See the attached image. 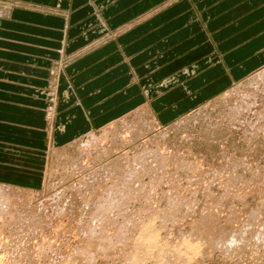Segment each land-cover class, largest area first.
<instances>
[{
  "label": "rangeland",
  "instance_id": "1",
  "mask_svg": "<svg viewBox=\"0 0 264 264\" xmlns=\"http://www.w3.org/2000/svg\"><path fill=\"white\" fill-rule=\"evenodd\" d=\"M39 1L43 4L44 0ZM26 3L0 0L1 10L18 12L13 17L0 15V184H9L21 195L14 206L17 212L12 218L17 214L16 219L10 220L13 206L8 207L10 215L7 210L8 214L0 218V264H130L131 261L134 264L136 255L138 264H264V122L257 123L258 131L256 126L233 128L230 120L227 122L229 112L222 100L264 72V0H150L148 16L132 22L133 30L149 23L148 33L129 32L135 41L148 38V48L142 52L131 48L130 40L127 46L120 45L115 50L119 56L147 54L148 60L142 66L147 68L134 64L131 73L133 79H138L140 91L149 92V112L158 127V131L151 128L145 134L137 129L140 122L136 118L148 110L141 105L136 108L143 110L135 108L133 112L79 113L70 112L63 101L60 104L58 101L57 108L58 98L54 94L61 75L66 74L71 81L94 70L110 56V51H105L109 45L104 43L114 40L117 34L108 33L95 45L59 56L63 29L48 13L55 15L62 9L38 8L44 4L29 9ZM48 40L51 45H47ZM95 52L105 54L91 59ZM92 75L99 76L101 72L97 70ZM209 104L212 110L208 109ZM77 107L75 104L71 108ZM68 113H76V118L68 120ZM104 115L106 120L103 118L101 122L98 118ZM86 116L93 127L86 122ZM114 127L117 132L108 133ZM164 131L165 146L159 150V156L164 157L158 156L164 166L155 168L156 173L155 169L149 175L145 172L146 176L141 172L140 180L137 178L141 183L135 185L137 191L131 193L133 200L124 207L127 208L105 210L110 211L109 215L105 213L101 218L96 204H107L105 197L109 195L104 191L109 183L105 180L106 184L99 183L103 167L121 171L129 164L127 156L131 157L140 144ZM105 133L111 137H104ZM90 138L94 139L93 144ZM86 153H90V164L84 161L88 158ZM80 159L87 168L83 163L79 166ZM89 175L95 178L91 187L82 183L86 176L87 180H93ZM96 193L105 201H98ZM55 195L59 204L54 201ZM207 213L212 222L206 220ZM208 229L214 234L217 230L216 236L232 234L225 236L227 242L226 238L220 241ZM237 231L239 236L235 234ZM147 233L151 238L158 233L152 238L158 244H151V240L147 244L145 240V246L141 245L139 240ZM257 236L263 237L257 241Z\"/></svg>",
  "mask_w": 264,
  "mask_h": 264
},
{
  "label": "crops",
  "instance_id": "2",
  "mask_svg": "<svg viewBox=\"0 0 264 264\" xmlns=\"http://www.w3.org/2000/svg\"><path fill=\"white\" fill-rule=\"evenodd\" d=\"M20 1L27 2L26 7L29 9L37 8V6H39L38 4L45 5L38 8L48 9L50 11V7L62 9L55 15H52L51 12L48 13L54 16V22L58 23V27H62L63 29L62 37L64 38L60 46L61 52L59 56L75 53L76 50L79 51L81 48L85 49V47L90 44L95 45L106 38L105 35L108 33L117 34L114 40L104 43V45L106 43L109 45L106 46L107 49H105V51H110V56L103 62L97 64L94 70L87 74L74 77L71 81L68 80L66 74L61 75L58 80L57 90L54 94V97L58 98V100L56 99L57 108L58 101L59 104L63 101L66 107L65 109L70 108V112H133L135 108L140 105L148 108L147 111H150L148 107L150 105L149 92H141L136 83L138 79H133L134 76L131 75L132 72L134 73L133 70H135L133 67L134 64H141L142 68L145 60H148L146 59L147 54L145 53V56L128 57L126 54L124 56H119L118 52L115 53L116 47L120 45L121 47H124V45L127 46L130 40L132 41L130 44H133L131 48L135 47L141 49V52L148 48V38L145 41H135L134 36L129 34L133 32L144 34L145 31L148 33L149 23H143L146 20L141 21L143 23L140 26L141 28L139 27L135 30H133L135 25L132 22L138 18L143 19L148 16L150 11V0H44L43 4L39 0ZM110 1H112V3L106 5ZM104 5L106 6L104 7ZM15 11V9L11 12L4 10V14L12 16L18 13ZM63 16L67 18H61V20L60 17ZM118 35H120V37ZM51 43V40L47 41V45H51ZM134 43H137V45L134 46ZM103 54H105V52H95L91 59H97L96 57L102 56ZM48 56L50 55L48 54ZM97 70L101 72V75H92L96 73ZM139 82L144 85L142 78H139ZM75 104H77L78 107L71 108L74 107ZM142 107L136 108L137 111L143 110ZM75 114L76 113L70 114L68 120L70 117H75ZM105 117L106 115L98 119H101L102 122L103 118L106 120ZM86 122L91 125V121L87 116ZM90 127L93 126L91 125ZM0 185L10 187L9 184Z\"/></svg>",
  "mask_w": 264,
  "mask_h": 264
},
{
  "label": "bare ground",
  "instance_id": "3",
  "mask_svg": "<svg viewBox=\"0 0 264 264\" xmlns=\"http://www.w3.org/2000/svg\"><path fill=\"white\" fill-rule=\"evenodd\" d=\"M1 14H4V10H1L0 9V15ZM250 80V79H249ZM248 80V81H249ZM252 83L251 84H249V85H241L239 88H237V89H235L234 91H232L231 93H229L228 95H226L225 97H223V102L225 103V106H226V108H227V110H226V112H229V117H226V118H228V120H227V122L230 120V125L234 128V127H236L237 125H238V127H242V129H244V128H248V129H252L254 126H256V125H260L261 123H263L264 122V116L262 117V115H264V72L263 73H259L258 75H257V77L255 78V79H253L252 81H251ZM259 94H261V95H259ZM259 95V96H258ZM224 105V104H223ZM224 106V107H225ZM208 109H211L212 110V106L209 104L208 106ZM219 108V107H218ZM221 110V109H220ZM223 110V109H222ZM225 111V110H224ZM145 112V114L144 115H138V117L136 118L137 120H138V122H140L138 125H137V129H139V132L141 131V132H143L144 134H145V132L147 133L151 128L154 130V129H156L157 131H158V127H157V123L155 122V119H154V116L153 115H151L150 114V112L149 111H144ZM209 112V111H208ZM211 112V111H210ZM222 112V111H221ZM141 113V112H140ZM223 113V112H222ZM221 113V114H222ZM227 115V116H228ZM142 116V117H141ZM221 116V115H220ZM259 116H261L260 118L262 119L263 118V120H261L260 118H259ZM223 118V121H224V117L225 116H222ZM219 118V117H218ZM218 118H216V119H218ZM226 118H225V120H226ZM217 121V120H216ZM222 121V120H221ZM226 122V123H227ZM260 123V124H257V123ZM225 123V124H226ZM227 125V124H226ZM229 125V124H228ZM227 125V126H228ZM262 126H264V123H263V125ZM260 127V126H259ZM255 128V127H254ZM258 127L256 126V129H257ZM264 128V127H263ZM116 129V127H114V128H111V129H109V131H108V133H113V131H116L115 130ZM259 129V128H258ZM258 129H257V131H258ZM262 128H260V130H261ZM161 130V129H160ZM159 130V131H160ZM255 130V129H254ZM264 130V129H263ZM151 131V130H150ZM156 131V132H157ZM167 131H168V129H167ZM245 131H247V130H244V132ZM104 132H106V131H104ZM117 132V131H116ZM116 132H115V134H116ZM248 132V131H247ZM108 133H105L103 136L104 137H106L107 135H109ZM111 133V134H112ZM252 133H253V130H252ZM255 133H256V131H255ZM254 133V134H255ZM140 134V133H139ZM168 134V133H167ZM118 135V134H117ZM124 135V134H123ZM253 135V134H252ZM110 136V135H109ZM131 136V135H130ZM166 136V133H165V131L164 132H160L159 133V135L157 136V137H155V138H153L151 141H148V142H143L142 143V141H141V143L142 144H140V147H139V149H136L135 147V149H136V151L133 153V155L131 156V157H128L127 156V160H126V158H125V156H124V158H125V160L126 161H129L128 163L129 164H127L126 165V167L124 168V169H121V171H118V172H115L114 170H115V168L113 167L112 169L113 170H110L111 168L109 167V168H106V167H103V169H105L104 170V172L102 171L101 173L103 174V178L105 177H107L106 179H103V178H99V179H97L96 180V182L98 183V180H99V183H103V181L105 180L106 182H108L109 183V185L107 186L108 188L106 189V185L104 186L105 188L104 189H106V190H104L105 192L107 191V193L109 194L108 195V197L106 198L105 197V199H106V202H107V204H105V202L102 204H99V197L97 196V194L98 193H96V196H95V198L96 197H98V204H96L97 206H98V209H97V211L99 210V214H100V217L101 216H104L105 215V213H107L108 215H109V212L110 211H105V210H120V209H123L125 206H127V203L128 202H130V200H133V199H131V198H133L132 196L133 195H131V193H133V192H135V190H136V186L138 185V184H140L141 182L139 181L140 180V176L142 175V173L141 172H143V173H145V172H147L148 173V175L150 174V172H152V171H150V170H154L155 168L156 169H158V167L161 165V164H163L161 167H163L164 166V163H161L162 161V159H160L161 157H164L163 155L162 156H159L160 155V152H159V150L161 149V147H164L165 145H164V138H166L165 137ZM254 136V135H253ZM97 137V136H96ZM101 137V136H100ZM111 137V136H110ZM115 137V136H114ZM126 137V136H125ZM133 137V136H132ZM141 137V136H140ZM93 138V137H92ZM92 138H90V140L92 139ZM122 138H124V137H122ZM130 138V137H129ZM105 139V138H104ZM138 139V138H137ZM93 140L94 139H92V144H93ZM102 140V139H101ZM106 140V139H105ZM120 140H122V139H120ZM168 140H169V138H168ZM98 141V140H97ZM102 141H104V140H102ZM119 141V140H118ZM117 141V142H118ZM123 141H125V138H124V140ZM133 141H134V139H133ZM145 141H146V139H145ZM89 142H91V141H89ZM94 142H96V138H95V141ZM106 142V141H105ZM109 142H110V140H109ZM114 142V141H113ZM120 142V141H119ZM247 142H249V141H247ZM101 143V142H100ZM100 143H96V144H100ZM124 143V142H123ZM167 143V142H166ZM118 144H122L121 142L120 143H118ZM127 144V143H126ZM132 144V143H131ZM102 145V144H101ZM117 145V144H116ZM164 145V146H163ZM122 146V145H121ZM96 147V146H95ZM123 147V146H122ZM166 147H168V145L166 146ZM109 148V147H108ZM113 148H115L114 146H113ZM173 148V147H172ZM104 149V148H103ZM176 149V148H175ZM85 150V149H84ZM108 150H110V149H108ZM164 150H165V148H164ZM170 150V149H169ZM168 150V151H169ZM173 150V149H172ZM101 151L102 152H104V150H102L101 149ZM113 151V150H112ZM115 151V150H114ZM113 151V152H114ZM119 151V150H118ZM133 151H134V149H133ZM102 152H100L99 151V154L101 155V153ZM107 152V151H106ZM122 152V151H121ZM159 152V153H158ZM84 153V152H83ZM83 153H80V154H82L83 155ZM108 153V152H107ZM161 153H162V151H161ZM165 153V152H164ZM163 153V154H164ZM172 153V152H171ZM88 154H90V153H88ZM87 153H86V155H88ZM97 154V153H96ZM109 154H110V152H109ZM113 154V153H112ZM166 154V153H165ZM82 155H80V156H82ZM85 155V157H88L87 159H84V161H88V159L90 158L89 157V155L88 156H86ZM99 155V156H100ZM102 155H104V154H102ZM101 155V156H102ZM125 155H127V154H125ZM167 155V154H166ZM98 156V157H99ZM105 156V155H104ZM103 156V157H104ZM106 156H107V154H106ZM112 156V155H111ZM160 158H159V157ZM167 156H169V155H167ZM98 157H96L97 159L96 160H98L99 158ZM102 157V158H103ZM81 158V157H80ZM130 158V159H129ZM168 158V157H167ZM229 158V157H228ZM82 159V158H81ZM80 159V160H81ZM129 159V160H128ZM242 159H243V157H242ZM56 160H57V158H56ZM79 160V159H78ZM90 160H91V158H90ZM95 160V161H96ZM83 160H81V162H79L78 164H79V166L80 165H82L81 163H83L84 162ZM93 161V160H92ZM112 161V160H111ZM86 162H85V164H86ZM88 163L90 164V162L88 161ZM96 163V162H95ZM113 163V162H112ZM231 163V162H230ZM110 164V163H109ZM124 164V163H123ZM126 164V163H125ZM234 164V163H233ZM64 165V164H63ZM62 165V166H63ZM83 165H84V163H83ZM105 165V164H104ZM245 165V164H244ZM85 166V165H84ZM118 166V165H117ZM167 166V165H166ZM181 166V165H180ZM236 166V165H235ZM78 167V166H77ZM86 167V166H85ZM89 167V166H88ZM108 167V166H107ZM234 167V166H233ZM87 168V167H86ZM97 168V167H96ZM95 168V169H96ZM101 168V167H100ZM166 168V167H165ZM177 168H178V166H177ZM228 168V167H227ZM255 168V167H254ZM82 169H84V168H82ZM102 169V170H103ZM106 169H108V170H106ZM119 169V168H118ZM117 169V170H118ZM155 169V173L157 172V170ZM160 169H162V168H160ZM233 169V168H232ZM231 169V170H232ZM235 169V168H234ZM116 170V171H117ZM188 170V169H187ZM190 170V169H189ZM216 170V169H215ZM224 170V169H223ZM99 170H97V172H98ZM150 171V172H149ZM191 171V170H190ZM248 171V170H247ZM96 172V171H95ZM96 172V173H97ZM113 172V175H111V173ZM198 172V171H197ZM221 172V171H220ZM252 172V171H251ZM91 173H93V172H91ZM95 173V174H96ZM147 173H145V175L144 176H146V174ZM160 173V172H159ZM228 173V172H227ZM249 173V172H248ZM100 174V173H99ZM101 174V175H102ZM141 174V175H140ZM183 174V173H182ZM225 174V173H224ZM235 174V173H234ZM256 174V173H255ZM77 175V174H76ZM152 175V174H151ZM231 175V174H230ZM93 176H95L94 174H93ZM93 176H91V177H93ZM97 176V175H96ZM154 176V175H153ZM152 176V177H153ZM186 176V175H185ZM225 176V175H224ZM259 176H261V175H259ZM81 177V176H80ZM89 177H90V175H89ZM90 177V178H91ZM99 177V176H98ZM139 177V180H137V178ZM149 177V176H148ZM162 177V176H161ZM171 177V176H170ZM213 177V176H212ZM215 177V176H214ZM255 177V176H254ZM87 176H86V178L84 179V182L82 181V183H85L84 184V186L85 185H90V187H91V185L92 184H95V178L93 177V180H87ZM229 178V177H228ZM136 179V180H135ZM154 179H157V177L156 178H154ZM161 179V178H160ZM163 179V178H162ZM190 179V178H189ZM215 179V178H214ZM236 179V178H235ZM264 180V179H263ZM159 181V180H158ZM234 181V180H233ZM236 181V180H235ZM89 182H91L90 184H88ZM106 182H104L105 184H106ZM239 182V181H238ZM264 182V181H263ZM80 183V182H79ZM99 183H98V185H99ZM104 183H103V185H104ZM171 183V182H170ZM199 183V182H198ZM228 183V182H227ZM246 183V182H245ZM244 183V184H245ZM153 184H154V182H153ZM152 184V185H153ZM240 184V183H239ZM82 185L83 184H79V187L81 186L82 187ZM136 185V186H135ZM203 185H205V184H203ZM242 185V184H241ZM94 186V185H93ZM101 186V185H100ZM151 186V185H150ZM232 186V185H231ZM244 186V185H243ZM73 187V186H72ZM71 187V188H72ZM77 187V186H76ZM80 187V188H81ZM97 187V189H99L100 187L99 186H96ZM144 187V186H143ZM149 187V186H148ZM155 187V186H154ZM177 187V186H176ZM238 187V186H237ZM82 188H84V187H82ZM102 188H103V186H102ZM151 188V187H150ZM239 188V187H238ZM14 189V188H13ZM13 189L11 188V187H9V186H5V185H0V218H1V216L2 215H4V214H6L7 213V210H8V213H9V210L11 209V207L13 206V208H14V206H17V204H18V201H19V198H20V193L18 192V190L17 191H13ZM79 189V188H78ZM78 189H76V190H78ZM90 189V188H89ZM156 189V188H155ZM171 189V188H170ZM229 189V188H228ZM92 190V189H91ZM145 190V189H144ZM149 190V189H148ZM250 190V189H249ZM255 190V189H254ZM64 191V190H63ZM66 191V190H65ZM65 191H64V193H65ZM79 191V190H78ZM97 192H98V190H96ZM102 191H103V189H102ZM137 191V190H136ZM75 192H77V191H75ZM94 192V191H93ZM100 190H99V195H100ZM85 193V192H84ZM89 193H90V191H89ZM106 193V194H107ZM147 193V192H146ZM145 193V194H146ZM182 193V192H181ZM193 193V192H192ZM197 193V192H196ZM246 193V192H245ZM264 193V192H263ZM78 194H80V192H78ZM82 194V193H81ZM80 194V195H81ZM91 194V193H90ZM104 194V193H103ZM135 194V193H134ZM164 194V193H163ZM176 194V193H175ZM213 194V193H212ZM211 194V195H212ZM225 194H227V193H225ZM243 195H244V193H242ZM62 195H63V193H62ZM83 195V194H82ZM81 195V196H82ZM92 195H93V193H92ZM95 195V194H94ZM180 195V194H179ZM262 195H264V194H262ZM61 195H59V197H60ZM66 195H64V197H65ZM90 196V195H89ZM104 196H106V195H104ZM214 196V195H213ZM212 196V197H213ZM55 197H56V195H55ZM55 197H52L53 199H51V200H54V198ZM85 197V196H84ZM93 197V196H92ZM92 197H89V199H91ZM136 197H137V195H136ZM140 197V196H139ZM184 197V196H183ZM239 196H237V198H238ZM66 198V197H65ZM64 198V199H65ZM78 198V197H77ZM102 198V197H101ZM143 198V197H142ZM220 198V197H219ZM240 198V197H239ZM244 198V197H243ZM21 199V198H20ZM24 199V198H23ZM104 199V197L102 198V200ZM105 199L103 200V201H105ZM136 199H139V198H136ZM144 199V198H143ZM177 199H179V197L177 198ZM176 199V200H177ZM59 200H60V198H59ZM61 200H63V198H61ZM83 200V199H82ZM88 200V199H87ZM92 200V199H91ZM102 200H100L101 202H102ZM135 200V199H134ZM175 200V199H174ZM221 200V199H220ZM21 201V200H20ZM25 201V200H24ZM28 201V200H27ZM48 201V200H47ZM50 201V200H49ZM54 201H57V203L59 204V202H58V199H57V197H56V200H54ZM54 201H53V203H54ZM92 201H95V200H92ZM86 202V201H85ZM96 202V203H97ZM131 202H133V201H131ZM194 202V201H193ZM213 202V201H212ZM215 202V201H214ZM221 202V201H220ZM219 202V203H220ZM15 203H17L16 205H15ZM21 203V202H20ZM19 203V204H20ZM53 203H51L50 202V204H53ZM180 203H181V201H180ZM179 203V204H180ZM187 203H189V201L187 202ZM186 203V204H187ZM215 203H217V201L215 202ZM49 204V205H50ZM57 204V205H58ZM70 204V203H69ZM171 204V203H170ZM213 204V203H212ZM21 205H23V204H21ZM20 205V206H21ZM56 205V206H57ZM128 205H129V203H128ZM182 205V204H181ZM207 205V204H206ZM10 206V207H9ZM96 206V207H97ZM215 206V205H214ZM221 206V205H220ZM262 206V205H261ZM10 209H9V208ZM45 207V206H44ZM85 207V206H84ZM263 207V206H262ZM12 208V209H13ZM17 209H18V207H16ZM54 209V211L56 212L57 210H55L56 208H59L58 206L55 208V206L53 207ZM127 208V207H126ZM126 208H124V209H126ZM207 208V207H206ZM11 209V212L13 211V215L11 214V213H9V215L11 214V218L14 216V214L17 212V210H15V208H14V210H12ZM43 209V208H42ZM51 209V208H50ZM61 209V208H60ZM232 209V208H231ZM33 210V209H32ZM53 210H50L51 212L53 211ZM213 210V209H212ZM218 210V209H217ZM229 210V209H228ZM39 211V210H38ZM42 211V210H41ZM41 211H40V213H41ZM49 211V212H50ZM207 211H209V210H207ZM255 211H256V209H255ZM15 212V213H14ZM19 212V211H18ZM60 212H61V210H60ZM118 212V211H117ZM126 212V211H125ZM252 212V211H251ZM251 212H249L248 214H250ZM7 213V214H8ZM90 213V212H89ZM92 213V212H91ZM97 213V212H96ZM95 213V214H96ZM121 213V212H120ZM123 213V212H122ZM211 213H212V211H211ZM244 213V212H243ZM255 213H257V212H255ZM53 214H55V213H53ZM62 214V213H61ZM94 214V213H93ZM99 214H97V215H99ZM113 214V213H112ZM204 214V213H203ZM208 214V213H207ZM214 214V213H213ZM234 214V213H233ZM17 215V214H16ZM16 215H15V217L14 218H10V220H15L16 219ZM19 215L21 216V214L19 213ZM18 215V216H19ZM50 215H52V214H50ZM108 215H107V217H108ZM209 215V216H208ZM207 216L209 217V218H207L206 217V215H205V217L207 218H205L206 220H208L209 219V221L208 222H212V221H210V220H212L211 218H210V214H208ZM243 215H245V214H243ZM254 215V214H253ZM5 216H7V215H5ZM17 216V217H18ZM40 216V215H39ZM54 216V218H56V216L55 215H53ZM53 216H51V217H53ZM214 216H215V214H214ZM232 216V215H231ZM235 215H233V217H234ZM2 217H4V216H2ZM8 217V216H7ZM10 217V216H9ZM21 217H24V215L23 216H21ZM26 217V216H25ZM93 217V216H92ZM117 217V216H116ZM257 217V216H256ZM94 218V217H93ZM92 218V219H93ZM97 218V217H96ZM102 218V217H101ZM111 218H113V217H111ZM245 218V217H244ZM247 218H249V217H247ZM2 219V218H1ZM19 219H20V217H19ZM21 219H23V218H21ZM32 219H33V215H32ZM219 219V218H218ZM239 219V218H238ZM6 220V219H5ZM9 220V219H8ZM18 220V219H17ZM26 220V219H25ZM34 220V219H33ZM32 220V221H33ZM38 220V219H37ZM98 220H100V219H98ZM97 220V221H98ZM111 220V219H110ZM228 220V219H227ZM226 220V221H227ZM241 220V219H240ZM1 221V220H0ZM230 221V220H229ZM248 221V220H247ZM257 221V220H256ZM107 222V221H106ZM129 222V221H128ZM152 222V221H151ZM261 222V221H260ZM263 222V221H262ZM261 222V223H262ZM28 223V222H27ZM101 223V222H100ZM204 223V222H203ZM206 223V222H205ZM22 224H23V222H22ZM21 224V225H22ZM66 224V223H65ZM105 224V223H104ZM225 224H227V223H225ZM238 224V223H237ZM251 224V223H250ZM101 225H102V223H101ZM122 225V224H121ZM153 225V224H152ZM151 225V226H152ZM205 225V224H204ZM208 225V224H207ZM252 225V224H251ZM255 225V224H254ZM3 226H4V223H3ZM7 226V225H6ZM106 226V225H105ZM131 226V225H130ZM144 226V225H143ZM146 226V225H145ZM148 226V225H147ZM203 226V225H202ZM250 226V225H249ZM257 226V225H256ZM260 226V225H259ZM37 227V226H36ZM57 227V226H56ZM98 227V226H97ZM103 227V226H102ZM101 227V228H102ZM118 226L116 225V228H117ZM254 227V226H253ZM22 228V227H21ZM53 228V227H52ZM65 228V227H64ZM121 228V227H120ZM204 228V227H203ZM202 228V229H203ZM210 228H211V226H210ZM237 228V227H236ZM256 228V227H255ZM103 229V228H102ZM106 229V228H105ZM148 229H149V227H148ZM153 229V228H152ZM211 229H213V228H211ZM240 229V228H239ZM250 229V228H249ZM261 229H262V227H261ZM264 229V228H263ZM262 229V230H263ZM19 230V229H18ZM59 230V229H58ZM69 230V229H68ZM104 230V229H103ZM151 230V229H150ZM155 230V229H154ZM257 230V229H256ZM40 231H41V229H40ZM67 231V230H66ZM82 231V230H81ZM86 231V230H85ZM100 231V230H99ZM116 231H118L117 229H116ZM142 231V230H141ZM199 231V230H198ZM208 231H209V234H211L213 231L212 230H210V229H208ZM217 231V230H216ZM216 231H215V234H214V232L212 233V235L214 234L215 236L219 233H217L216 234ZM231 231H233V229L231 228ZM244 231V230H243ZM30 232V231H29ZM120 232V231H119ZM124 232V231H123ZM224 232V231H223ZM260 232V231H259ZM262 232V231H261ZM260 232V233H261ZM52 233H54V232H52ZM96 233V232H95ZM94 233V234H95ZM143 233H146V232H143ZM227 233V232H226ZM241 233V232H240ZM255 233V232H254ZM1 234V233H0ZM103 234H105L104 232H103ZM118 234V233H117ZM129 234V233H128ZM156 234H158V233H155L154 235L155 236H157ZM229 234V233H228ZM227 234V235H228ZM232 234V233H231ZM231 234L230 235H228V236H230L231 237ZM236 234V236H239V235H237V234H239L238 233V231H237V233H235ZM242 234V233H241ZM244 234V233H243ZM253 234V233H252ZM256 234H258V230H257V232H256ZM264 233H262V235H263ZM61 235V234H60ZM71 235V234H70ZM100 235V234H99ZM159 235V234H158ZM211 235V237H215V236H212ZM220 236H216V237H219L220 238V241L222 240V241H224V240H226L225 242H227V237H225V236H227V235H224V234H222V236H221V234H219ZM224 235V236H223ZM234 235V234H233ZM245 235V234H244ZM259 235V234H258ZM261 235V234H260ZM72 236V235H71ZM115 236V235H114ZM128 236V235H127ZM132 236V235H131ZM136 236H138V235H136ZM142 236V235H141ZM155 236H154V238H155ZM252 236V238L254 239V237L253 236H255V234H253V235H251ZM111 237H113V236H111L110 235V238ZM198 237V236H197ZM211 237H209L210 239H211ZM221 237H223V238H221ZM230 237H228V238H230ZM233 237V236H232ZM257 237H259V236H257ZM260 237H263V236H260ZM260 237L257 239V241H259V239H260ZM142 238V237H141ZM153 238V237H152ZM151 238V235H149L148 233H147V235L145 236V238L143 237V239H140L139 240V242H140V244L142 245L143 243H144V241L146 240V243L148 244L149 242L148 241H150L151 240V244L153 243V242H155V241H153V239ZM158 238V237H157ZM224 238H226V239H224ZM235 238V237H234ZM233 238V240H235V239H237V238H235L234 239ZM239 238V237H238ZM53 239V238H52ZM74 239V238H73ZM92 239V238H91ZM132 239V238H131ZM160 239V238H159ZM203 239V238H202ZM216 239V238H215ZM224 239V240H223ZM232 239V238H231ZM240 239H242V237H240ZM97 240V239H96ZM107 240V239H106ZM130 240V239H129ZM135 240H137V239H135ZM156 240H158V239H156ZM186 240V239H185ZM212 240H214V239H212ZM211 240V241H212ZM217 241H219V239H216ZM215 240V241H216ZM229 240V239H228ZM233 240L231 241V242H233ZM239 240V239H238ZM238 240H236V241H238ZM244 239H242V241H243ZM264 240V239H263ZM33 241V240H32ZM128 241V240H127ZM184 241V240H183ZM219 241V242H220ZM252 241H254V240H252ZM112 242V241H111ZM139 242H137V243H139ZM160 242V241H159ZM185 242V241H184ZM196 242V241H195ZM213 242V241H212ZM218 242V243H219ZM229 243V244H231V246H232V244L233 243ZM241 242V241H240ZM244 242V241H243ZM90 243V242H89ZM102 243V242H101ZM155 243H157V242H155ZM161 243V242H160ZM199 243V242H198ZM201 243V242H200ZM211 243V242H210ZM214 243V242H213ZM218 243H216L217 245H218ZM223 243V242H222ZM221 243V244H222ZM88 244V243H87ZM104 244V243H103ZM122 244V243H121ZM124 244V243H123ZM158 244V243H157ZM193 244H194V242H193ZM212 244V243H211ZM220 244V243H219ZM220 244V246H222ZM224 244V243H223ZM229 244H227L226 243V245H228L229 246ZM255 244H256V240H255ZM160 245V244H159ZM158 245V246H159ZM195 245V244H194ZM214 245V244H213ZM235 245V244H234ZM247 245V244H246ZM264 245V244H263ZM121 246V245H120ZM124 246V245H123ZM137 246V245H136ZM135 246V247H136ZM143 246H145L144 244H143ZM150 246V245H149ZM174 246V245H173ZM191 246V245H190ZM189 246V249L192 247H190ZM197 246H198V244H197ZM210 246V245H209ZM215 246V245H214ZM219 246V247H220ZM224 246V245H223ZM222 246V247H223ZM228 246H226V248L228 247ZM238 246L240 247V244L238 243ZM237 245L236 246H234V248L235 247H238ZM249 246V245H248ZM252 246V245H251ZM95 247V246H94ZM103 247V246H102ZM106 247V246H105ZM113 247V246H112ZM140 247V246H139ZM152 247V246H151ZM151 247H149V248H151ZM171 247V246H170ZM175 247V246H174ZM195 247V246H194ZM218 247V246H217ZM221 247V248H222ZM230 247V246H229ZM244 248H245V246H243ZM261 247H263V246H261ZM260 247V248H261ZM89 248V247H88ZM153 248V247H152ZM212 248H214V247H212ZM254 248V247H253ZM161 249V248H160ZM173 249V248H172ZM176 249H179V248H176ZM180 249H181V247H180ZM179 249V250H180ZM197 249V248H196ZM215 249V248H214ZM237 249V248H236ZM241 249V248H240ZM259 249V248H258ZM103 250V249H102ZM137 250V249H136ZM170 250V249H169ZM188 250V249H187ZM202 250V249H201ZM227 250V249H226ZM89 251V250H88ZM87 251V252H88ZM145 251V250H144ZM147 251V250H146ZM149 251V250H148ZM150 251H151V249H150ZM162 251V250H161ZM174 251V250H173ZM176 251V250H175ZM183 251V250H182ZM219 251V250H218ZM221 251V250H220ZM224 251V250H223ZM229 251V250H228ZM234 251V250H233ZM236 251V250H235ZM166 252V251H165ZM168 252V251H167ZM177 252V251H176ZM198 252V251H197ZM222 252V251H221ZM238 252V251H237ZM236 252V253H237ZM240 252H241V250H240ZM257 252V251H256ZM262 252V251H261ZM137 253V252H136ZM150 253H152V252H150ZM149 253V254H150ZM161 253H163V252H161ZM160 253V254H161ZM225 252H223V254H224ZM233 253V252H232ZM141 254V253H140ZM140 254H139V256H140ZM146 254H147V252H146ZM158 254H159V252H158ZM159 254V255H160ZM168 254V253H167ZM174 254H175V252H174ZM178 254H180V253H178ZM177 254V255H178ZM185 254H187V253H185ZM200 254V253H199ZM227 254V253H226ZM229 254V253H228ZM253 254H254V252H253ZM165 255V254H164ZM171 255V254H170ZM194 255H196V254H194ZM222 255V254H221ZM233 255V254H232ZM258 255V254H257ZM256 255V256H257ZM132 256H133V254H132ZM162 256V255H161ZM186 256V255H185ZM189 256V255H188ZM188 256H187V258H188ZM193 256V255H192ZM235 256V255H234ZM240 256V255H239ZM233 257V256H232ZM238 257V256H237ZM131 258H133V257H131ZM134 258H136V259H133V261H134V264H138V259H139V257H137V255L134 257ZM138 258V259H137ZM142 258V257H141ZM144 258H145V256H144ZM163 258V257H162ZM161 258V259H162ZM181 258V257H180ZM186 258V257H185ZM189 258H190V256H189ZM194 259H195V257H193ZM235 258V257H234ZM263 258V257H262ZM179 259V258H178ZM228 259V258H227ZM105 260H107L106 258H105ZM191 260V259H190ZM138 261V262H137ZM161 261V260H160ZM163 261V260H162ZM189 261V260H188ZM141 262V261H140ZM131 263H132V261H131ZM130 263V264H131ZM143 263V262H142ZM176 263H178L177 262V260H176ZM180 263H181V261H180ZM186 264L187 263H189V262H185ZM185 263H183V264H185ZM91 264V263H90ZM126 264V263H125ZM173 264V263H172Z\"/></svg>",
  "mask_w": 264,
  "mask_h": 264
}]
</instances>
